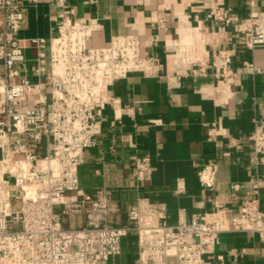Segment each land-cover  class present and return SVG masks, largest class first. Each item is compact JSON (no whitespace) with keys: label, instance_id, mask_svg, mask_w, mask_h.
<instances>
[{"label":"built area","instance_id":"2783aa9c","mask_svg":"<svg viewBox=\"0 0 264 264\" xmlns=\"http://www.w3.org/2000/svg\"><path fill=\"white\" fill-rule=\"evenodd\" d=\"M51 2L53 32L23 37L24 0H0V264H104L121 254L122 239L131 232L136 264H212L205 255L229 230L254 233L264 245L258 177L247 182L229 226L217 213H197L189 221L169 224L165 202L141 196L122 211L109 190L92 194L80 186L83 149L101 133L102 109L115 106L108 88L131 73L167 81L172 74L164 72L152 51L157 36L141 42L133 33L112 34L106 44L92 46L93 34L102 28L100 19L76 16L70 0ZM206 18L233 26L248 49L264 46V10L241 19L215 6ZM166 21L159 12L154 26L165 30ZM185 25L189 37L177 35L165 45L173 75L195 81L213 69L215 79L232 83L236 72L229 65V50H216L210 61L198 40L199 20ZM249 140V162L261 169L264 129L256 125ZM132 160V187L138 189L151 179L150 157L137 151ZM215 174L213 161L196 172L205 188L214 185ZM239 187L230 184L233 190ZM184 189V181L177 179L174 193ZM121 211L125 222H111L110 216Z\"/></svg>","mask_w":264,"mask_h":264},{"label":"crops","instance_id":"0c3cea01","mask_svg":"<svg viewBox=\"0 0 264 264\" xmlns=\"http://www.w3.org/2000/svg\"><path fill=\"white\" fill-rule=\"evenodd\" d=\"M70 1L76 6V16L98 17L101 21L102 28L92 36V46L106 44L112 34L133 33L141 42L157 36L152 51L163 62L164 72L172 74L167 81L131 73L108 88L115 106L102 109L101 133L93 146L83 149L78 168L80 186L92 194L109 190L110 199L122 211L141 196L165 202L169 224L180 219L189 221L197 213H217L229 226V217L236 212L247 182L258 177L257 196L263 207L264 167L256 169L249 162V135L256 125L264 129V46L244 47L233 26L212 22L206 14L216 6L245 19L252 12H262L264 0ZM24 3L26 18L20 35L49 36L55 20L51 0ZM159 12L165 13V30L154 26ZM196 20L201 27L198 40L210 61L216 50H229V65L236 72L232 83L215 79L213 69L207 77L195 81L173 75L171 51L165 45L178 36L189 37L184 26ZM137 151L149 155L152 174L146 185L134 189L132 155ZM208 161L216 165L211 188L203 187L196 175ZM177 179L184 181L185 189L180 194L174 193ZM232 183L240 187L233 190ZM122 211L110 216L111 222H125ZM205 256L212 264H264V245L254 233L229 230ZM116 261L137 263L133 232L123 237L121 254L104 264Z\"/></svg>","mask_w":264,"mask_h":264},{"label":"rangeland","instance_id":"374dc122","mask_svg":"<svg viewBox=\"0 0 264 264\" xmlns=\"http://www.w3.org/2000/svg\"><path fill=\"white\" fill-rule=\"evenodd\" d=\"M34 55H35V50L34 49L27 51V56L28 57L33 58ZM136 257H137V250H136ZM115 264H121V263L116 261Z\"/></svg>","mask_w":264,"mask_h":264},{"label":"bare ground","instance_id":"6f19581e","mask_svg":"<svg viewBox=\"0 0 264 264\" xmlns=\"http://www.w3.org/2000/svg\"><path fill=\"white\" fill-rule=\"evenodd\" d=\"M187 38V37H186Z\"/></svg>","mask_w":264,"mask_h":264}]
</instances>
